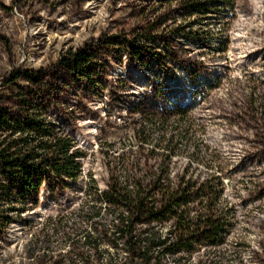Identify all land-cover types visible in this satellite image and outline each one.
I'll return each instance as SVG.
<instances>
[{"label":"rangeland","instance_id":"rangeland-1","mask_svg":"<svg viewBox=\"0 0 264 264\" xmlns=\"http://www.w3.org/2000/svg\"><path fill=\"white\" fill-rule=\"evenodd\" d=\"M182 20L175 0H0V107L17 110L21 98L46 106L82 154L76 182L65 190L42 183L37 206L0 232V264H105L113 252L106 243L99 242L97 261L83 244L92 230L86 208H103L96 194L111 176L123 180L130 172L140 114L173 107L189 111L191 140L213 156L209 171L192 165L188 174L223 178L233 223L222 262L264 264V113L256 110L264 103V0H236L232 11L204 21L209 43L170 40L168 50L150 44L169 68L165 74L157 64L143 66L126 51L96 43L132 37L148 25L160 36ZM85 47L96 51L101 66L95 89L53 70L60 56ZM193 67L198 73L191 78ZM22 70L41 71L45 84L14 79ZM189 160L187 153L171 160L172 174ZM159 229L164 234L168 225Z\"/></svg>","mask_w":264,"mask_h":264},{"label":"trees","instance_id":"trees-1","mask_svg":"<svg viewBox=\"0 0 264 264\" xmlns=\"http://www.w3.org/2000/svg\"><path fill=\"white\" fill-rule=\"evenodd\" d=\"M175 1L183 11V20L165 27L160 36L152 32L154 25H148L132 37L100 38L97 46L117 53L126 51L138 64L152 62L165 74L169 68L151 52L150 44L160 42L168 50L170 40L209 43L212 35L204 21L232 11L236 0ZM97 57L90 47L68 51L53 70L95 89L94 75L101 67ZM189 73L196 77L198 68H189ZM19 78L33 86L45 84L41 71H18L14 79ZM263 104L256 109L260 115ZM189 117V111L180 107L140 114L134 130L138 158L130 165V172L123 180L111 176L107 188L96 194L103 208L93 204L86 208L91 213L92 230L86 233L83 244L94 251L89 258L94 259L101 241L113 251L105 264H165L169 258L173 264H224L221 247L232 227V209L224 198L220 174H188L192 165L204 166L207 171L214 167L213 156L206 153L208 147L191 140ZM184 153L191 164L172 174L171 160ZM81 157L69 131L50 117L46 106L21 98L17 110L0 107V232L37 206L42 183L65 190L76 182ZM108 215L112 220L104 221ZM163 225H168L164 234L159 229ZM193 256L198 259H191Z\"/></svg>","mask_w":264,"mask_h":264}]
</instances>
